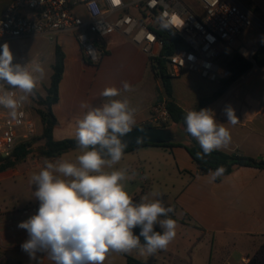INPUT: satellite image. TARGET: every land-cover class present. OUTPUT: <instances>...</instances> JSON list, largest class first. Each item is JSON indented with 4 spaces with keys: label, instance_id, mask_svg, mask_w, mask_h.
<instances>
[{
    "label": "crops",
    "instance_id": "obj_1",
    "mask_svg": "<svg viewBox=\"0 0 264 264\" xmlns=\"http://www.w3.org/2000/svg\"><path fill=\"white\" fill-rule=\"evenodd\" d=\"M15 1L0 0V18ZM56 44L65 54V66L59 86V101L52 109L57 119V125L54 128L55 140L75 138L77 121L82 118L85 111L80 107L81 103L99 106L102 102H106V99L100 96L101 91L112 86L121 88L122 81L129 82L133 90L122 92L120 96L113 99L126 98L130 106L136 109V122L133 128L148 120L152 106L156 103L158 96L163 94V88L152 68L151 57L140 47L119 34L112 35L102 44L104 54L101 61L98 64H90L84 60L73 35H60ZM50 46L53 51L46 55V59L52 56L51 77L55 45L50 43ZM37 59L39 58L34 60ZM41 61L44 66L45 60ZM230 93L231 90L224 94L217 101L216 106ZM39 94L45 96L46 93L39 92ZM181 108L185 111L193 110V107ZM205 108L213 110L216 120L224 124L231 133V142L219 151L264 159V107H232L238 118V123L235 125L227 123L224 112L226 107ZM158 149L163 150L161 152L164 159L168 156L174 159V177L184 182L169 202V206L175 209V214H170V218L174 217L178 226H185L196 232L195 244L211 239L209 252L204 253L206 255L203 264H249L252 259L260 264L263 248L257 250L256 241L257 239L264 241V170L236 167L230 175L217 181L216 178L213 179L214 172L201 174L183 147L143 146L125 153L120 161L125 162L124 165L120 166L119 162L114 166L116 169L128 170L130 179L126 180L125 184L132 185L136 174L142 175L145 181L150 179V172L148 171V174L143 170L140 172L139 166L141 163L142 166L147 162L151 164L153 156L158 154L155 150ZM40 159L43 158L29 160L33 162L34 168H41L43 163ZM14 175H18L16 168L0 173V251L17 252L18 255L11 264H31L29 262L37 261V254L40 257V264H53L46 253L38 252L35 258H31L27 252L18 248L19 244H23L28 239L27 231L19 228L18 225L36 214L29 212L23 215L22 210L38 208L39 201H27L18 207L10 206L5 201L4 182ZM128 192L133 199L137 198L138 202L141 200L135 196L133 190ZM163 197L168 198V195L165 193ZM241 244L242 247L256 250V253L251 255L243 249L239 250L238 245ZM177 245L178 243L174 242L166 249L157 250L150 264H160L159 256L166 250H169L170 256L173 255ZM207 246L206 244V249ZM127 255V253L110 252L106 256L107 264H127ZM189 261L187 263V260H184L181 264H195L193 257ZM169 262L176 264V261Z\"/></svg>",
    "mask_w": 264,
    "mask_h": 264
},
{
    "label": "clouds",
    "instance_id": "obj_2",
    "mask_svg": "<svg viewBox=\"0 0 264 264\" xmlns=\"http://www.w3.org/2000/svg\"><path fill=\"white\" fill-rule=\"evenodd\" d=\"M13 61L9 44L4 43L0 50V106L15 117L23 103L35 94L44 68L35 60L25 64ZM121 83V88L112 86L101 91L106 102L99 106L81 103L85 111L75 130L81 154L75 162L63 157L54 161L46 158L39 172L32 175L38 211L18 225L28 233L21 248L31 258L43 252L53 264H103L110 252L139 249L141 254H154L175 239L178 225L170 218L175 209L165 206L159 192H152V199L145 195L134 202L125 186L130 179L128 170L114 168L128 147L124 137L136 122V109L129 101L113 99L133 90L129 82ZM224 112L228 124L238 123L231 106ZM184 122L186 132L202 149L197 154L200 159L231 142L229 129L216 120L209 108L188 110ZM142 139L138 136L137 143ZM224 171L223 166L217 168L213 179ZM157 226L159 231L155 230ZM135 228L140 229L139 236L134 235ZM140 237L144 239L143 245Z\"/></svg>",
    "mask_w": 264,
    "mask_h": 264
},
{
    "label": "built area",
    "instance_id": "obj_3",
    "mask_svg": "<svg viewBox=\"0 0 264 264\" xmlns=\"http://www.w3.org/2000/svg\"><path fill=\"white\" fill-rule=\"evenodd\" d=\"M165 23L167 28L162 26ZM248 30L260 31L264 40V22L240 0H16L0 18V43L41 37L55 45L60 35L70 34L76 38L84 60L98 64L104 54V40L119 34L151 59H167L172 77L187 70L202 80L219 84L230 76V71L220 64L222 53L234 48ZM164 31L177 35L188 49L164 56L159 35ZM256 51L237 49L253 64ZM35 61L43 65V61ZM41 86L39 82L35 94L23 103L15 117L0 106V156H9L18 145L38 135L37 96ZM170 119L163 99L152 106L143 124L166 127ZM37 211V207H31L23 209L22 214Z\"/></svg>",
    "mask_w": 264,
    "mask_h": 264
},
{
    "label": "rangeland",
    "instance_id": "obj_4",
    "mask_svg": "<svg viewBox=\"0 0 264 264\" xmlns=\"http://www.w3.org/2000/svg\"><path fill=\"white\" fill-rule=\"evenodd\" d=\"M245 4L249 9L255 12L258 17L264 22V0H240ZM263 34L257 30H248L246 31L233 45L234 48L231 50L237 51L241 47L245 48H256L262 43ZM4 43H8L10 50L14 55L15 63H24L33 61L35 58L39 60H45L44 62V76L40 80L42 87L39 92L42 94L46 93V90L50 84V73H51V62L52 56L46 59V55L49 52H52L53 49L50 46L49 40L39 38V37H30L24 39L11 40L7 42L0 43V47ZM169 72L171 69L169 68ZM162 85V83H161ZM218 85L205 82L199 78L194 73H191L187 70H184L180 73L179 78L173 80V91L174 98L178 105L181 107L189 108L193 107L194 110L198 107L199 102L203 98L210 97L213 92L217 89ZM231 93L224 98L217 106L216 102L210 104L207 107H264V67L260 68L256 63L253 64L252 70L244 75L241 79L235 82L232 87L229 89ZM227 93V92H226ZM225 93V94H226ZM263 100V101H262ZM40 120V119H39ZM38 135H41L42 125L40 121H37ZM174 128V127H171ZM178 131V130H175ZM43 141H37L33 144L34 149L38 153L39 149L43 146ZM158 154L153 156L152 163L146 164L141 163L140 172L143 170L148 174L150 172V179L145 181L142 178V175H135L134 183L131 185L125 184L128 191L133 190L135 196L141 199L145 195H149V198L152 199V192H159L162 194V200L165 206H169V202L173 199L177 191L184 185V182L181 179H177L174 172V159L170 156L164 159L161 151L155 150ZM81 154L80 149H74L69 151L57 158L63 157L69 161L75 162L76 157ZM55 158V159H57ZM54 159V160H55ZM42 163L45 158L40 159ZM52 160V161H54ZM125 162H120V166L124 165ZM41 168H34L33 162L29 159L22 162L16 167L18 175H14L4 182L6 186V192H3L5 195V201L10 206L18 207L21 204L31 201L38 200L35 198L34 192L36 191V186L31 183V177L33 174L38 173ZM110 170V169H109ZM168 195L163 197L164 194ZM196 232L191 228H186L185 226L177 227V234L175 239L169 244L172 245L174 242H177V248L173 251V255L170 256L168 253L169 250H166L161 253L159 256L160 264H171L169 261H176V264L184 263V260H187V263L191 257L194 259L195 264H203L204 262V253L209 252V247L211 245V239H206L205 242H200L198 245L194 243ZM206 244L207 249H206ZM257 250H263V256L260 264H264V241H256ZM263 244V247H261ZM142 245V244H141ZM186 247V248H185ZM238 249H243L249 254L254 255L256 250L247 249L238 245ZM127 256L133 257L141 262L150 264V260L153 257V254H148L145 252L141 254L139 249H134L131 252L127 253ZM17 252L3 253L0 251V264H11L17 257ZM37 261H31V264H40V257L37 254ZM107 258L103 264H107ZM124 264V263H123Z\"/></svg>",
    "mask_w": 264,
    "mask_h": 264
},
{
    "label": "trees",
    "instance_id": "obj_5",
    "mask_svg": "<svg viewBox=\"0 0 264 264\" xmlns=\"http://www.w3.org/2000/svg\"><path fill=\"white\" fill-rule=\"evenodd\" d=\"M164 43V53L172 55L177 49H188L187 45L175 34L170 31H164L159 33ZM2 50V47H0ZM257 58V66L264 67V40L260 47L256 51L254 58ZM15 63V61H13ZM220 64L230 71V76L218 84L217 89L208 98H203L198 107L194 110H200L210 104L218 101L232 85L241 79L244 75L249 73L253 68V63L241 56L237 51L225 50L222 53ZM65 66V54L58 44H55V58L52 65V74L50 77V86L46 90L45 96H37V115L42 125V132L39 137H34L31 141L18 145L13 152L7 156H0V173H4L8 170L15 169L19 164L27 159L35 158H47L54 159L69 151L79 148L76 139L70 138L61 141L54 139V128L57 125V119L52 111L53 106L59 101V86L62 81ZM152 68L154 69L156 76L160 79L163 88V94H160L157 101L166 100L167 109L170 113L171 119L167 124L168 127H174V129L184 133L186 136L185 142L171 143V144H143L138 147H132L125 150V153L131 152L137 148L143 146H158L164 148L183 147L186 149L194 163L197 165L201 174H207L215 172L217 168L223 166L225 169L221 176L216 177L217 181H220L223 177L230 175L236 167H250L259 170H264V159L252 158L241 154H229L219 150L213 151L210 155L204 159L198 157V153H202V149L197 140L186 132V125L184 122V116L187 111L182 109L175 101L173 91V80L176 79L170 75L168 60L165 58L152 59ZM156 101V102H157ZM153 127L149 124H142L138 127ZM37 141H43V146L39 149L38 153L33 147V144ZM138 202L137 198L133 199ZM174 219V217H173ZM159 231V227L156 229ZM140 229L135 228L133 230L134 235L139 236ZM141 244L143 245L144 239L140 237ZM127 264H146L133 257L126 256ZM249 264H257L255 259H252Z\"/></svg>",
    "mask_w": 264,
    "mask_h": 264
},
{
    "label": "water",
    "instance_id": "obj_6",
    "mask_svg": "<svg viewBox=\"0 0 264 264\" xmlns=\"http://www.w3.org/2000/svg\"><path fill=\"white\" fill-rule=\"evenodd\" d=\"M261 45V44H260ZM257 46L256 50L260 47ZM168 55V54H166ZM257 62V58H254ZM140 136L143 137L141 142L137 143L136 138ZM128 141V147H138L143 144H171V143H182L186 140V136L182 132L173 130L171 127H138L133 128L132 131L124 137ZM125 149V150H126Z\"/></svg>",
    "mask_w": 264,
    "mask_h": 264
},
{
    "label": "bare ground",
    "instance_id": "obj_7",
    "mask_svg": "<svg viewBox=\"0 0 264 264\" xmlns=\"http://www.w3.org/2000/svg\"><path fill=\"white\" fill-rule=\"evenodd\" d=\"M244 52H246V51L244 50Z\"/></svg>",
    "mask_w": 264,
    "mask_h": 264
},
{
    "label": "snow or ice",
    "instance_id": "obj_8",
    "mask_svg": "<svg viewBox=\"0 0 264 264\" xmlns=\"http://www.w3.org/2000/svg\"><path fill=\"white\" fill-rule=\"evenodd\" d=\"M176 22H178V21H176Z\"/></svg>",
    "mask_w": 264,
    "mask_h": 264
}]
</instances>
